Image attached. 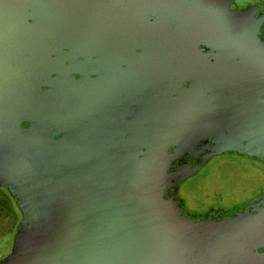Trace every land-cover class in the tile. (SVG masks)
Listing matches in <instances>:
<instances>
[{
    "label": "water",
    "instance_id": "obj_1",
    "mask_svg": "<svg viewBox=\"0 0 264 264\" xmlns=\"http://www.w3.org/2000/svg\"><path fill=\"white\" fill-rule=\"evenodd\" d=\"M137 1L136 30L120 0H0V187L20 215L0 264H264V188L228 209L167 205L203 164L186 163L188 133L208 134L215 108L196 102L217 95L209 74L174 86L176 64L158 80L140 40L177 62L175 4ZM235 36L225 57L254 111L231 130L264 139V73Z\"/></svg>",
    "mask_w": 264,
    "mask_h": 264
},
{
    "label": "flooded vegetation",
    "instance_id": "obj_2",
    "mask_svg": "<svg viewBox=\"0 0 264 264\" xmlns=\"http://www.w3.org/2000/svg\"><path fill=\"white\" fill-rule=\"evenodd\" d=\"M120 2L129 11L131 8L134 11L130 25L137 30L142 23V14L135 6H139L138 1L120 0ZM172 2L175 4L172 17L179 21L176 29L178 40L172 45L176 50L179 47L181 50L180 53L175 54L178 58L177 62L167 61L168 53H164L165 50L163 52L162 47L157 46L158 43L147 42L146 39L144 41L141 38L140 42L143 45L141 50L144 53L140 54L149 60L151 71L156 69L158 80L164 83L173 76L176 69L175 67L173 69V65L176 64L174 86L184 88L187 86L190 90L191 87L202 82L201 77L204 74H209L206 89L211 87L213 95L216 93L217 98L214 97L215 99L211 101H203L204 99L200 98L201 101L196 103L200 106L204 102L211 103L210 107L215 108L210 118V130L204 137L197 128L190 130L188 135L196 145L192 144L189 149L186 163L198 165L202 159L203 164L199 167L202 168L215 159L226 166L247 169L258 175V180L253 183V192L241 197L238 202L223 207L228 209L236 204L250 201L264 188V139L255 137L256 133L253 131L231 130L235 123L240 124L237 114L247 112L250 117L253 115L254 107H250L253 85L248 83V79L244 76L243 73L246 72L242 63L225 57L226 52L229 51L225 39L228 38V34L230 36L235 34V38L246 51L245 56H249L248 62L261 66L262 69L258 73H264V0H172ZM168 24L169 27L172 26L171 23H165ZM135 32L142 36V31ZM154 50L159 51L156 53L158 54L156 60ZM160 56L164 61H161ZM262 131L263 136L264 130ZM176 171L178 172L179 169ZM191 174L174 186L170 185L166 188L168 207L175 206L188 213H204L208 209H216L219 205L215 204L218 200L215 194L214 204L202 203L186 207L185 200L178 195V189L181 182ZM237 181L241 180L237 179Z\"/></svg>",
    "mask_w": 264,
    "mask_h": 264
},
{
    "label": "rangeland",
    "instance_id": "obj_3",
    "mask_svg": "<svg viewBox=\"0 0 264 264\" xmlns=\"http://www.w3.org/2000/svg\"><path fill=\"white\" fill-rule=\"evenodd\" d=\"M257 176L250 170L225 166L214 159L183 180L178 195L185 200L186 207L202 203L214 204V194L218 196L215 204L222 207L230 206L253 192V183L258 180ZM19 218V211L11 197L0 187V258L10 250Z\"/></svg>",
    "mask_w": 264,
    "mask_h": 264
}]
</instances>
